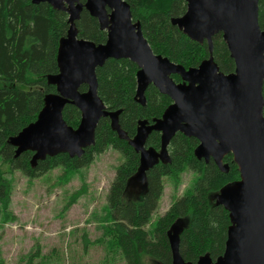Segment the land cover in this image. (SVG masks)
Listing matches in <instances>:
<instances>
[{"label": "water", "instance_id": "obj_1", "mask_svg": "<svg viewBox=\"0 0 264 264\" xmlns=\"http://www.w3.org/2000/svg\"><path fill=\"white\" fill-rule=\"evenodd\" d=\"M32 2L66 12L70 27L59 44V73L48 77L56 93L45 97L37 120L9 140L16 157L32 151L33 167L62 153L81 158L94 146L103 118H110L112 130L128 140L119 124L121 110H108L99 97L96 71L111 59L130 60L139 68L136 100L141 105H146L151 85L173 101L161 118L139 121L136 136L129 140L140 155L132 181L142 187L148 171L171 162L169 146L178 133L197 139L194 156L206 163L212 160L223 173L230 172L225 158L232 155L240 179L214 196L215 204L229 213L225 251L216 260L204 255L196 264H264V30L259 23V0H186V13L171 23L191 40L206 42L210 53L198 67L189 69L153 52L125 0ZM84 9L107 32L104 44L79 38L76 22ZM220 33L235 62L230 74L223 73L213 57V39ZM174 75L181 78L180 83ZM84 85L87 90L81 92ZM69 104L81 112L76 129L64 120ZM153 132L161 133L160 150L146 145ZM185 227L184 220H177L167 232L172 264H195L181 255Z\"/></svg>", "mask_w": 264, "mask_h": 264}, {"label": "trees", "instance_id": "obj_2", "mask_svg": "<svg viewBox=\"0 0 264 264\" xmlns=\"http://www.w3.org/2000/svg\"><path fill=\"white\" fill-rule=\"evenodd\" d=\"M85 3L86 0H81ZM132 8L134 22H140L142 31L156 55L168 58L186 69L198 67L210 57L208 44L197 43L186 36L172 18L181 17L187 11L186 0H125ZM259 23L264 30V0H259ZM78 36L96 44L107 41V32L100 29L96 18L85 9L76 22ZM69 15L55 10L47 3L34 4L32 0H0V163L7 172L20 171L29 178H38L55 168L67 173L88 167L94 158L109 148L120 152L124 164L119 167L107 197L110 225L105 228L102 241L109 238V248L118 249L127 264H172L167 232L177 220L187 222L181 235V255L188 262L197 263L204 255L213 260L222 256L230 227L229 213L215 204L214 196L224 186L240 179L233 156L225 162L230 172L223 173L211 160L206 163L194 156L199 142L178 133L171 141V162L159 163L147 172L146 182L138 196L130 193L133 177L140 166V155L130 146L129 140L137 134L139 121L152 122L163 116L173 103L151 85L146 92L147 103L136 100L138 66L127 59H111L97 69L98 94L110 111L121 110L119 124L128 140L121 139L111 128L110 118H103L96 130L94 146L86 149L81 158L69 154L48 156L38 161L27 151L16 157V148L9 140L25 127L35 122L45 104V97L56 93V86L49 76L59 73L57 55L60 40L68 33ZM213 57L225 74L235 71L223 35L213 39ZM177 82L181 78L173 76ZM87 86L81 87L85 92ZM264 95V91H263ZM64 120L73 128L81 122V112L67 105ZM147 147L161 149V133L153 132ZM188 169L197 177L192 189L176 200L164 216L150 225L164 192V178L179 183L181 173ZM0 168V204L8 211L11 184ZM76 197L73 198V200ZM0 264H3L0 261Z\"/></svg>", "mask_w": 264, "mask_h": 264}, {"label": "rangeland", "instance_id": "obj_3", "mask_svg": "<svg viewBox=\"0 0 264 264\" xmlns=\"http://www.w3.org/2000/svg\"><path fill=\"white\" fill-rule=\"evenodd\" d=\"M124 156L109 148L88 167L71 173L55 168L38 178L7 172L11 199L8 211L0 204V261L3 264H127L109 246L108 194ZM197 175L185 169L179 183L164 178V192L150 225L192 189ZM133 184L130 193L141 191ZM76 199L73 200V198ZM187 224V222H186Z\"/></svg>", "mask_w": 264, "mask_h": 264}]
</instances>
